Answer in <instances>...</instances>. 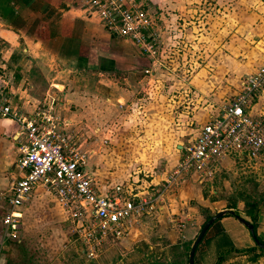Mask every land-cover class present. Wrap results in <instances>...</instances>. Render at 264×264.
Wrapping results in <instances>:
<instances>
[{"label": "rangeland", "instance_id": "374dc122", "mask_svg": "<svg viewBox=\"0 0 264 264\" xmlns=\"http://www.w3.org/2000/svg\"><path fill=\"white\" fill-rule=\"evenodd\" d=\"M141 1L151 13L155 30V46L150 53L155 55V63L152 60L150 68L162 72V120L149 123L128 119V123L118 124L114 133L119 139L108 143L116 145L117 150L107 156V166L103 167L106 173L108 170L109 173L116 172L114 178L119 182L126 181L132 175L150 180L175 165L179 145L187 144L201 125L195 115L202 111L206 97L202 96L205 93L197 95L196 87L191 82L198 70L201 72V84L209 83V94L214 98V107L218 108L235 95L244 75L264 60V44L258 42L256 46L259 31L255 29L254 34L249 33L256 21H244L246 12L241 15L238 10L244 5L253 7L255 2L261 5L264 12V0L263 5L261 0H250L252 4L248 0ZM219 49H225L232 55H220L217 52ZM198 88L202 91L200 85ZM254 111L263 115L264 103L254 107ZM73 137L77 145L87 152L88 167L96 180L104 184L105 174L101 173L100 161L95 158V137L81 140L75 135ZM12 180H9L10 184ZM195 181L190 179L185 185L170 191V196H179L185 202L182 207L184 215L174 212L168 218L171 229L182 232L190 226L199 225L195 234L197 236L211 211L198 204L196 191L205 197L211 196L217 208H230L235 203L237 207L233 209L239 210L241 215L250 220L242 198L262 195L257 233L264 238V159L258 162L227 159L218 164L212 178L201 183ZM10 184L0 195V229L3 227L2 218L6 212ZM146 187L144 185L141 189ZM41 191L46 194L45 197L29 203L30 198L24 209L21 238L6 242L5 253L9 264H75L79 261L96 264L101 253L97 258L90 259L80 252L81 245L70 231L62 209L51 193ZM149 220L147 241H144L147 244L140 247L144 255H137L132 263L167 264L162 262L161 220L157 217ZM142 221L135 225L133 233L137 228L140 229ZM207 245L209 250L205 254V262L206 259L214 260L218 255L215 239H209ZM256 253H259L256 261L251 260L253 252L232 253L224 264H264V251L257 250ZM168 254L172 261L177 252L172 249ZM183 264H188V261L185 260Z\"/></svg>", "mask_w": 264, "mask_h": 264}, {"label": "crops", "instance_id": "0c3cea01", "mask_svg": "<svg viewBox=\"0 0 264 264\" xmlns=\"http://www.w3.org/2000/svg\"><path fill=\"white\" fill-rule=\"evenodd\" d=\"M261 4L263 5L262 0ZM238 10L241 15L246 12L244 21H256L249 33L254 34L257 29L260 37L256 39V46L258 42L264 44V12L261 5L254 2L253 7L244 5L242 8L238 7ZM259 16L261 21L258 22ZM211 38L214 40V37ZM217 52L220 55H232L225 49ZM151 62V58L139 46L88 13L79 0H0V73H5L16 101L23 109L33 110L39 101L51 94L59 102L61 117L66 121L65 127L70 134L75 135L78 140L95 137V158L100 161L101 173L106 177L105 183L100 184L102 189L124 183L140 190L144 185L160 184L165 175L166 171L150 180L132 175L126 181L119 182L114 178L116 172L109 173L108 170L106 173L103 167L107 166V156L113 155L117 150L116 145L108 143L119 139L114 130L120 124L128 123V119L149 123L152 120H162V72L156 69L146 72ZM195 75L191 82L196 87V94L205 93L202 96L206 97L202 111L195 115L203 125L221 107H214V98L209 94V83L201 84V72L198 70ZM241 82L242 79L236 93ZM199 85L202 91L198 88ZM260 103H264V89L251 107V113L256 114L254 107ZM201 125L196 128L195 135ZM20 141L17 123L0 117V195L10 184V179L13 178V182L20 176L17 166ZM182 145L178 147L175 162ZM140 180L142 183L138 184ZM41 190L38 188L33 191L29 203L45 197ZM195 196L198 204L212 213L228 208H217L211 196L205 197L201 192L196 191ZM27 203L23 207V215ZM184 203L179 196L168 194L162 211L143 217L140 229L137 228L132 236L104 249L96 259V264H133L132 259L137 255H144L140 247L147 244L144 241H147L148 221L156 217L161 220L162 227V262L183 264L185 260L188 261L192 242L200 226H190L181 232L171 229L168 221L174 212L184 215ZM1 209L0 203V211ZM221 221L224 236L235 247L255 245L249 229L234 215L227 213ZM3 234L2 227L0 241ZM172 249L177 254H174L175 259L171 261L168 253ZM75 264L87 262L79 261Z\"/></svg>", "mask_w": 264, "mask_h": 264}, {"label": "built area", "instance_id": "2783aa9c", "mask_svg": "<svg viewBox=\"0 0 264 264\" xmlns=\"http://www.w3.org/2000/svg\"><path fill=\"white\" fill-rule=\"evenodd\" d=\"M79 1L88 13L134 42L155 63V55H150L155 46L153 20L141 0ZM262 89L264 60L244 76L239 91L218 113L182 145L177 162L160 184L136 190L116 183L102 189L88 167L87 152L65 127L57 99L47 94L33 110H25L16 101L5 73H0V117L14 120L21 135L17 160L20 176L8 189L0 264H9L6 242L21 238L23 207L38 188L52 194L81 252L94 259L111 244L129 237L143 217L162 211L172 189L190 179L201 183L212 178L218 164L227 159L263 160L264 115L251 113Z\"/></svg>", "mask_w": 264, "mask_h": 264}, {"label": "trees", "instance_id": "16d2710c", "mask_svg": "<svg viewBox=\"0 0 264 264\" xmlns=\"http://www.w3.org/2000/svg\"><path fill=\"white\" fill-rule=\"evenodd\" d=\"M259 196V195H258ZM253 197V196H246L243 197L242 200L244 201L246 207H247V213L251 217V221L254 224L255 232L258 235L259 239L264 242V238H262L257 233V226H258V218H259V210L263 202V197L260 195L259 197ZM237 207L235 203L230 205V208ZM207 209V208H205ZM237 213H239V210H236ZM214 213L210 212L206 216V220L210 218ZM221 218H218L215 220L209 229L207 230L205 236L202 238L200 243L198 244L195 252V264H224V262L227 260L230 254L232 253H250L253 252V258L252 261H256L259 253H256L257 250H260L261 252L264 251L263 248H260L256 243L254 246L251 247H244V248H237L234 246V244L228 239V237L224 236V227L221 224ZM205 220V221H206ZM204 221V222H205ZM204 224V223H203ZM201 225V227L203 226ZM201 229V228H200ZM209 239H215L217 241V247L218 255L214 260L206 259L207 262H205V254H207L209 247L207 245V241ZM208 258V257H206Z\"/></svg>", "mask_w": 264, "mask_h": 264}, {"label": "water", "instance_id": "95a60500", "mask_svg": "<svg viewBox=\"0 0 264 264\" xmlns=\"http://www.w3.org/2000/svg\"><path fill=\"white\" fill-rule=\"evenodd\" d=\"M230 213L232 215H234V217H236V219H238V221L240 223H242L244 226H246L251 235L252 238L254 240V242L260 247L264 249V242H262L258 235L255 232V227L253 222L250 219H247L246 217H244L243 215H241L240 213H237L235 209L233 208H224V209H220L217 212H215L210 218H208L203 226L201 227V229L199 230L197 236L195 237V239L193 240V243L191 245L190 251H189V259H188V264H195V252H196V248L198 246V244L200 243V241L202 240V238L205 236L207 230L209 229V227L211 226V224L217 220L218 218L223 217L225 214Z\"/></svg>", "mask_w": 264, "mask_h": 264}]
</instances>
